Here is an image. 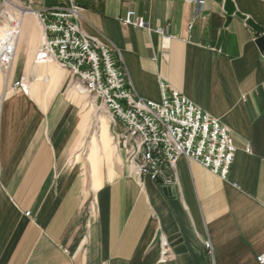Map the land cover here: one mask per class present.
Masks as SVG:
<instances>
[{"label":"crops","instance_id":"1","mask_svg":"<svg viewBox=\"0 0 264 264\" xmlns=\"http://www.w3.org/2000/svg\"><path fill=\"white\" fill-rule=\"evenodd\" d=\"M32 1V10L78 5L83 33L113 48L138 96L161 101L164 82L227 127L236 154L227 180L180 157L159 180L140 184L117 147L94 169L89 96L81 100L83 91L57 64L35 63L44 28L34 12H24L17 18L23 29L15 71L0 90V264H259L264 52L258 32L229 18L217 0ZM231 1L264 32V1ZM129 11L152 31L125 26ZM159 31L172 37L167 48ZM21 77L28 95L15 88Z\"/></svg>","mask_w":264,"mask_h":264},{"label":"built area","instance_id":"2","mask_svg":"<svg viewBox=\"0 0 264 264\" xmlns=\"http://www.w3.org/2000/svg\"><path fill=\"white\" fill-rule=\"evenodd\" d=\"M4 1L0 0V28L14 22L2 10ZM28 3L29 7L23 11L34 12L44 28V41L36 53L35 63H56L87 93L96 96V104L100 101L110 119L116 147L124 155L125 163L135 169L138 183L144 178L156 182L163 175V167L174 168L180 157L197 162L227 180L236 154L234 139L227 127L164 82L161 101L138 96L126 69L116 62L113 48L83 33L79 23L82 9L78 5L70 1L68 5L32 10L34 2L28 0ZM121 22L152 31L134 11H129ZM158 33L163 38V47L167 48L172 37L163 31ZM18 35L16 29L7 28L0 37V68L4 71H11ZM14 84L28 95L25 78ZM164 182L168 186L173 184L171 180ZM163 248L165 261L168 257ZM257 261L264 264V255Z\"/></svg>","mask_w":264,"mask_h":264},{"label":"bare ground","instance_id":"3","mask_svg":"<svg viewBox=\"0 0 264 264\" xmlns=\"http://www.w3.org/2000/svg\"><path fill=\"white\" fill-rule=\"evenodd\" d=\"M10 4L12 5V7L14 6L13 3H10ZM17 10H18V16H16V17H19V15H21V14H23V16L26 14V13H24L23 10L20 9V7H18ZM4 12L9 14V12H7L6 10ZM15 21L18 22L17 23V27H16V32H18V34L20 35L21 27H22V25H21L22 24V19H21V21L18 20V19H15ZM5 29H7V28L6 27H4V28L1 27L0 28V37H2L4 35ZM19 35L17 36V39H18L17 40V44H18V41H19ZM50 63H54V62H50ZM1 70L4 71L3 69H1ZM75 84H77V83H75ZM77 86L78 87H76V88L78 90L82 89V91L84 93H87L86 90L81 85L79 86L77 84ZM89 105H90L92 111L96 110L95 101L90 102ZM97 116H98V121H99V123H98L99 131H98V133L96 132V134L92 137L93 142L90 144V152H89V161L92 163V166H93L94 169L97 167L98 162H101L100 158H101L102 155H105L107 158H110L111 154L113 152H115V150H116V147L114 145V140H112V135L110 133V125L108 123V120L106 119V117L104 115H97ZM112 159H114V158H112Z\"/></svg>","mask_w":264,"mask_h":264},{"label":"rangeland","instance_id":"4","mask_svg":"<svg viewBox=\"0 0 264 264\" xmlns=\"http://www.w3.org/2000/svg\"><path fill=\"white\" fill-rule=\"evenodd\" d=\"M22 1H25V0H5L4 1V5H3V8H2V10L3 11H7V12H9V14H10V17L12 18V19H14L13 21L14 22H12V24L10 23H8L7 25H8V27L7 28H10V29H16V26H17V21H15V19H17L18 17H16V16H18V7H20V9L21 10H23L24 9V7H25V5H23V3H21ZM10 3H13L14 4V6L12 7V5L10 4ZM17 8V9H16ZM26 8V7H25ZM2 11V12H3ZM27 14V13H26ZM24 15V17L25 16H27V15ZM28 15H32V14H30V13H28ZM24 19V18H23ZM22 24H23V20H22ZM21 24V25H22ZM22 29H23V25H22V27H21V32H20V35H19V38H20V36H21V33H22ZM20 40V39H19ZM18 44H19V41H18ZM18 44H17V48H18ZM16 48V49H17ZM40 48V47H39ZM16 54V53H15ZM18 54H16V56H17ZM15 59H16V57H15ZM16 61L14 60V62H13V64H12V66L13 67H11V71H9V72H7L6 70H5V72L4 71H2L1 69H0V90L4 87V82L6 81V78L8 77V76H10V74L12 75V73H14V71H15V69H13V68H15V65H16V63H15ZM11 77V76H10ZM10 79V78H9ZM71 81L73 82L72 83V85H74L75 87H78L77 86V84H75L76 82H75V80H73V79H71ZM28 89H29V86H28ZM81 89V88H80ZM81 91H82V89H81ZM83 96L82 95H80V99L81 100H84V99H86V94H88V96H89V101L90 102H92V101H95V105H96V110H95V112H94V114H95V121H94V123H92L90 126H92V134H91V138L96 134V132L98 133V131H99V125H98V123H99V121H98V116L97 115H104L105 117H106V119L108 120V123H109V125H110V119H109V117L106 115V112L105 111H103V109H102V107H101V103H100V101H98V104H96V96H93V95H90L89 93H84L83 92ZM90 109H91V107H90ZM112 126V125H111ZM111 132H113V127L111 128V131H110V133ZM112 135V134H111ZM113 136V135H112ZM112 140H113V138H112ZM114 145H115V147H116V144H115V141H114ZM26 215H27V213H26ZM29 216V215H28Z\"/></svg>","mask_w":264,"mask_h":264},{"label":"water","instance_id":"5","mask_svg":"<svg viewBox=\"0 0 264 264\" xmlns=\"http://www.w3.org/2000/svg\"><path fill=\"white\" fill-rule=\"evenodd\" d=\"M217 1L220 4H225V11L229 18H232L233 16L237 18H241L245 20L248 23V25L253 28L254 31L258 32L260 37L258 38L257 43L261 47L262 51L264 52V36L262 35L264 32H262V29L255 22H253L246 16H243L240 12L238 13L235 5L232 3L231 0H217Z\"/></svg>","mask_w":264,"mask_h":264}]
</instances>
